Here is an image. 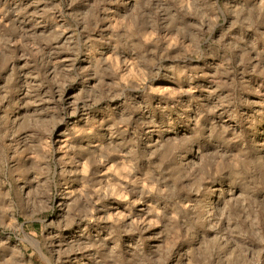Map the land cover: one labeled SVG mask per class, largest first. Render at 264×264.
Returning <instances> with one entry per match:
<instances>
[{
    "label": "clouds",
    "instance_id": "9594fccd",
    "mask_svg": "<svg viewBox=\"0 0 264 264\" xmlns=\"http://www.w3.org/2000/svg\"><path fill=\"white\" fill-rule=\"evenodd\" d=\"M0 110V264H264V0H0Z\"/></svg>",
    "mask_w": 264,
    "mask_h": 264
},
{
    "label": "rangeland",
    "instance_id": "374dc122",
    "mask_svg": "<svg viewBox=\"0 0 264 264\" xmlns=\"http://www.w3.org/2000/svg\"><path fill=\"white\" fill-rule=\"evenodd\" d=\"M111 7H113L114 9L115 8H121L122 5H112ZM61 22H63V21H61ZM101 27H105V25H102ZM39 31H42V29L38 30V32ZM68 35L70 36L71 33H69ZM94 35H98V34H94ZM67 38H68L67 36L64 37V39L61 40V41H59V43L60 44H63L64 43V40H66ZM113 43H115V41H113ZM53 48H55V45L47 48L46 49V52L51 53L53 51ZM69 55H70V53H63V54L57 56V59H66V58H68ZM83 61H84V57L81 56V60L78 62V66ZM197 63H201L202 64L204 62L200 61V62H197ZM160 83L162 85H164V86H167V87H179V85L177 83H175V82H173L171 80H162ZM77 87H79V85L74 86L73 88H70L68 90V93L67 94L68 95H71L72 93H74L76 91V88ZM44 91H46V89L41 90V94H43ZM158 99L160 100V103H161L162 106L163 105H167V106H170L171 107L172 105H174L176 103V101L164 100L162 97L161 98H158ZM183 99H184L183 97H177V101H181L182 102ZM105 103H107V102H105ZM153 107L154 108L156 107L155 102H153ZM102 109H103V105H100L96 109H93V110H90V111H92L95 114V116L102 117L104 115ZM0 113H2V110H0ZM98 131H101V135H102V130H98ZM89 139H96V138H89ZM80 141L86 142L85 141V138H83V137H81V138L78 139V142H80ZM96 142H99V141L97 140ZM115 159H118V158L117 157H113V160H115ZM110 203H113V202H110ZM137 207L138 208H141V207H144V206L143 205H139ZM49 218L51 219L52 216L50 215ZM20 222H21V224H24V219L21 218V221ZM41 227H42V225H41V223L38 220L26 225V228L31 229V230H34L38 235H39V233L41 231ZM100 227H103V225H100ZM153 231H156V230L154 229ZM63 235L66 236V237H68L69 240L75 238V236H76V228L74 227L72 229H69ZM88 255H89V253H76V254H73L72 256H69V257H65L64 258V264H87V257H88ZM33 264H40V261L38 259H36V258H33Z\"/></svg>",
    "mask_w": 264,
    "mask_h": 264
}]
</instances>
